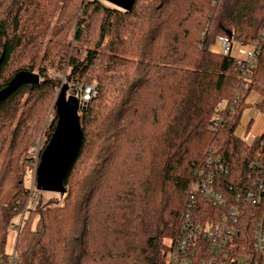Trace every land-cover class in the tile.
<instances>
[{
	"label": "trees",
	"instance_id": "1",
	"mask_svg": "<svg viewBox=\"0 0 264 264\" xmlns=\"http://www.w3.org/2000/svg\"><path fill=\"white\" fill-rule=\"evenodd\" d=\"M72 22L82 46L64 42ZM263 30L264 0H135L129 12L102 0H0V90L18 72L39 76L0 102V264L18 217V264H166L208 159L228 168L224 191L254 177L262 138L248 143L236 130L252 92L264 114ZM222 37L257 39L255 67L212 52ZM52 69L97 95L78 111L83 140L64 194L43 203L36 186L28 201L24 170L28 132L58 88Z\"/></svg>",
	"mask_w": 264,
	"mask_h": 264
},
{
	"label": "built area",
	"instance_id": "2",
	"mask_svg": "<svg viewBox=\"0 0 264 264\" xmlns=\"http://www.w3.org/2000/svg\"><path fill=\"white\" fill-rule=\"evenodd\" d=\"M259 37H264V30ZM218 42L221 54L232 53L228 38H219ZM240 46L247 48L242 56L234 57L253 69L258 40ZM96 95L95 87L86 89L84 101L87 103ZM259 137L264 149V133L254 138ZM38 164L35 163L36 169ZM206 165V170L196 172L189 209L170 244L166 264H264V152L249 165L256 170L252 181L238 191H224L221 187L220 177L228 174L227 167L212 159ZM29 190L31 195L33 188ZM247 206L258 209L254 220L253 213L246 211ZM7 260V264L19 263L15 252L8 253Z\"/></svg>",
	"mask_w": 264,
	"mask_h": 264
},
{
	"label": "water",
	"instance_id": "3",
	"mask_svg": "<svg viewBox=\"0 0 264 264\" xmlns=\"http://www.w3.org/2000/svg\"><path fill=\"white\" fill-rule=\"evenodd\" d=\"M125 12H129L135 0H103ZM2 56L0 58V64ZM39 83L37 74L18 72L6 87L0 90V102L10 96L22 85ZM67 86H63L56 98L55 115L57 117L54 132L45 148L35 174V186L40 192L63 195L65 192L63 180L75 161L83 140L78 111L86 107V102L80 103L73 91L67 97ZM81 104V105H80Z\"/></svg>",
	"mask_w": 264,
	"mask_h": 264
},
{
	"label": "rangeland",
	"instance_id": "4",
	"mask_svg": "<svg viewBox=\"0 0 264 264\" xmlns=\"http://www.w3.org/2000/svg\"><path fill=\"white\" fill-rule=\"evenodd\" d=\"M82 2V0H80ZM103 1V0H102ZM97 23V22H96ZM98 24V23H97ZM77 27H76V23L72 22L70 23V25L68 26V28H66L65 30V35H64V42L69 43L72 47L73 46H82L83 44L81 43H77L74 41V33L76 31ZM96 35V30H95V26H92L90 31H89V36H90V41L92 42L95 38ZM233 45L238 46L243 52L245 51V48H247L246 46H240L241 44L234 42ZM213 46H218L219 42L218 40L215 41V43L211 46V48ZM210 48V50H211ZM244 49V50H243ZM240 50V51H241ZM221 54V53H219ZM240 56V55H239ZM49 75L52 78H55L56 80H58L57 85L58 88L57 90L54 91L53 95H52V100L47 104V111L43 117L42 123L39 125V129H37L36 131L34 129H30L28 134H32V142L30 144V147L27 150V160H26V168H25V172H24V180H25V184L27 185L28 188H35V163H39L40 161V156L42 153V150L45 148V146L48 144L50 138L48 139L47 143H46V139L44 140L45 137L48 136V127L49 124L52 120L53 115L55 114V102H56V98L59 95L61 88L63 86H67L68 87V80L65 79V75L64 73L58 72L55 69H52L49 71ZM95 87V84H89L86 85L81 93V89L80 92L77 90V88L75 87H71L68 88L67 90V97L69 94H71L73 91H76V97L79 99L80 103H84V98L85 97V92L86 89ZM97 89V88H96ZM262 100V97L260 96L259 93L256 92H252L249 95V104L251 106H249L243 113L242 118H241V123L239 125V127L236 130V134L243 138L244 140H251L254 139L255 135V127L257 124H262L264 122V114L259 113V111L256 109L255 104L259 103ZM84 101V102H83ZM88 103V102H87ZM252 118L253 122L251 124V120H249V118ZM152 115L148 114V117L146 120H144V126L143 127H148L150 124H152ZM56 125V124H55ZM251 125V126H250ZM249 128V129H248ZM53 133V132H52ZM51 133V135H52ZM254 136V137H252ZM33 192L29 193V199L28 201H32L34 200V196H33ZM57 194L55 193H47V192H42V200L43 203H46L50 200H53L55 198H57ZM30 204V203H29ZM24 214V212H23ZM21 217L16 218V220L14 221V224H16L15 226L12 227L11 231L9 232V234L7 235V241H6V252L7 253H14L15 252V236L17 235L20 227H21ZM29 222H31L32 227L34 226L35 222H36V218H35V214H32L31 217L29 218ZM17 256V255H16ZM100 256V255H98Z\"/></svg>",
	"mask_w": 264,
	"mask_h": 264
},
{
	"label": "crops",
	"instance_id": "5",
	"mask_svg": "<svg viewBox=\"0 0 264 264\" xmlns=\"http://www.w3.org/2000/svg\"><path fill=\"white\" fill-rule=\"evenodd\" d=\"M220 45V44H219ZM241 49L238 47V46H236V45H233L232 46V55L233 56H237V55H240V56H242L243 55V51L241 50ZM244 50V49H243ZM211 51L212 52H214V53H217V54H219L220 53V47H218V46H213L212 48H211ZM247 102L249 103L250 101H249V98L247 99ZM249 120H251V124H252V122H253V120H252V118L250 117L249 118ZM251 126V125H250ZM262 133H264V122L262 123V124H257L256 125V127H255V135L254 136H259V135H261ZM254 136H252V137H254Z\"/></svg>",
	"mask_w": 264,
	"mask_h": 264
}]
</instances>
